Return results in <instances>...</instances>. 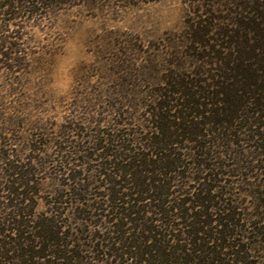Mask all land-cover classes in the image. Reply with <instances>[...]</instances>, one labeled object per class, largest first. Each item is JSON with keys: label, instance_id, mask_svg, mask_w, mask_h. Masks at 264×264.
I'll list each match as a JSON object with an SVG mask.
<instances>
[{"label": "rangeland", "instance_id": "374dc122", "mask_svg": "<svg viewBox=\"0 0 264 264\" xmlns=\"http://www.w3.org/2000/svg\"><path fill=\"white\" fill-rule=\"evenodd\" d=\"M236 1L0 0V240L14 245L18 232L12 227L20 221L33 238L36 222L52 219L59 245L35 257V264H139L115 251L121 245L116 238L124 234L130 241L142 234L136 225L150 221L163 230L150 211L154 192L131 197L143 210L133 222L119 213L131 202H112L110 195L136 191L134 179L148 177L144 167L165 155L179 165L170 179L154 177L169 182L166 205L218 196L185 205L189 215L208 208L207 219L217 227L215 213L229 202L243 218L240 243L251 242L250 260L264 264V240L255 236L258 228L264 231V209L257 207L264 202L257 192L264 181V127H256L252 112L236 122L243 124L236 136L219 137L209 124L196 142L178 138L167 149L150 146L162 93L218 77L216 64L203 58L208 48L193 35L208 29L209 38L217 37L216 27L235 15ZM215 49L222 56L234 53ZM204 162L219 172L216 180ZM180 228L174 232L180 235ZM250 232L253 238H247ZM12 256L0 255V264Z\"/></svg>", "mask_w": 264, "mask_h": 264}, {"label": "trees", "instance_id": "16d2710c", "mask_svg": "<svg viewBox=\"0 0 264 264\" xmlns=\"http://www.w3.org/2000/svg\"><path fill=\"white\" fill-rule=\"evenodd\" d=\"M25 1L29 2V0ZM235 4L237 9L234 11L233 18L227 17L226 19L229 18L227 22L222 21V24L216 27L217 37L209 38L208 29H202L200 34L194 33L193 35L194 42L199 43L205 49L208 48L209 53H206L203 58L208 57L210 58L208 63L216 64L217 67L213 70L218 71L217 74H214L218 77L214 80L213 76L210 78L213 81L203 86H200V82H186L187 85L178 83L177 89L173 88L176 85H172L168 92L162 93L163 100L157 103L153 114V124L157 134L152 136L150 146L167 149L168 145L178 143V138L196 142L198 138L205 136V126L209 124L214 127L213 130L217 127L219 131L222 130V132L218 131L219 137L224 134L226 137L236 136L237 131L243 125L238 127L236 122L244 118L247 119L250 112L256 119L253 120L257 123L256 127L260 129L264 127V0H241L240 2L237 0ZM200 27L203 28L204 25H200ZM211 40L216 43L210 44ZM216 47L230 49L234 53L222 56L221 52L215 49ZM174 95H178V97ZM170 111H173L172 115L169 113ZM206 113L211 115L207 120L204 117ZM170 117L173 119L170 120ZM195 126H200L201 129ZM260 133H263L264 136V132ZM204 142L200 143L201 148L206 147ZM199 154L201 155V153ZM166 157L164 155L160 156L158 160H151L148 168L141 165L144 167L143 171L147 172L149 176L145 179L137 176V179H134L132 185L133 188H138L136 191L119 196L121 193L119 190L117 192L112 190L110 195L112 202L118 200L122 204L131 202L126 208L128 212L121 211L119 213L122 215L121 219L126 218L133 222L138 220L137 216L143 210L139 211L135 208L136 203L141 200L138 197H131L134 194L151 190L154 192L152 195L156 203L150 211L157 217L154 221L163 223V230L157 229L158 227L154 226L153 221H150L149 225L139 223L136 226L140 227L142 234L146 232L152 233V235L140 233L141 235H136L129 241L126 240L127 236L124 238L123 234L116 238V243L121 245L119 249L115 248V251H122L121 255L135 256L139 260V264H254L255 262L250 260L251 254L249 253L251 242L249 244L240 243L242 240L240 237L243 236L240 234L242 231L240 221L243 218L236 216L237 213L232 204L226 202L228 207L222 206V212L215 213L218 216L215 218L218 223L217 227H211V219H207L210 218L208 208L203 213L189 215L185 205L189 202L196 204L204 201L209 202L218 196L206 195L199 199L186 198L173 205H166L164 197L167 196V192L164 191V187L169 185V182L165 184L161 182L164 179L154 177L156 175L167 177L168 174L176 171V166H179L174 161L177 158ZM202 164L208 166V169L212 171L210 177L216 180V175L219 172H213L215 168H212L209 163ZM262 164L261 167L264 170V160ZM130 173L133 174V172ZM167 178L170 179L169 176ZM147 180L150 182L148 183ZM142 185H146V187L151 185L152 189L148 187L146 190L140 189ZM260 187L262 191L258 190L257 192L260 193L258 195H264V181ZM206 189L210 191L209 187ZM127 196L131 200L125 202L124 197ZM257 198L261 200L259 196ZM213 206L217 205L213 204ZM257 207L263 210L264 202L259 203L258 201ZM144 212L149 211L144 210ZM201 218L204 219L201 220ZM116 225L120 228L123 227L120 222ZM178 225L181 226L179 232L187 239L181 240V234L174 232ZM25 226L27 223L20 221L17 223V227H12V230L18 232L14 245L0 240V255L7 257L9 253L14 254L10 258H6V263L35 264V257H45L44 253L48 248L52 251L51 247L59 245V227L54 220L45 219L44 222H36V225L33 226L35 228L33 238L27 235ZM3 230L4 228L1 229V231ZM251 234L252 232L247 238H253ZM255 236L264 240V231L258 228ZM170 239L174 240L176 244L170 243ZM180 240H184V244H177ZM36 247L41 252L35 254ZM53 253V256H57V252Z\"/></svg>", "mask_w": 264, "mask_h": 264}]
</instances>
